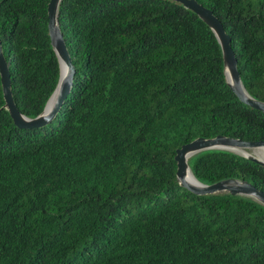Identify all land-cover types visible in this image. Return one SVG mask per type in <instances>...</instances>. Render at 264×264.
Instances as JSON below:
<instances>
[{"label":"trees","instance_id":"trees-1","mask_svg":"<svg viewBox=\"0 0 264 264\" xmlns=\"http://www.w3.org/2000/svg\"><path fill=\"white\" fill-rule=\"evenodd\" d=\"M198 1L264 100V0ZM48 2L0 0L12 96L29 117L59 78ZM57 23L74 74L52 117L17 125L0 76V264H264V204L176 175V149L196 137L264 139V112L228 84L213 29L174 0H61ZM188 164L202 182L264 190L248 156L209 148Z\"/></svg>","mask_w":264,"mask_h":264},{"label":"water","instance_id":"water-1","mask_svg":"<svg viewBox=\"0 0 264 264\" xmlns=\"http://www.w3.org/2000/svg\"><path fill=\"white\" fill-rule=\"evenodd\" d=\"M183 7L195 12L203 19L215 32L218 41L221 44L226 80L238 97L244 102L264 112V100L251 96L243 86L237 60L230 44V37L225 31L222 23L213 14L212 10L198 0H174ZM61 0H49L48 2V30L52 46L57 54L59 61V78L56 87L48 97L43 110L34 117L22 114L13 99L11 90V78L8 62L4 56L0 43V76L5 100V106L10 116L17 125H35L47 121L59 108L65 94L72 84L74 67L66 47L65 41L57 23L58 7ZM65 69L64 73L62 69ZM227 69L230 72L232 83L227 79ZM264 146V139L242 140L237 137L217 134L213 137H196L178 147L175 151L174 159L176 161V175L180 182L189 190L195 193H214L229 192L231 194H240L250 196L264 204V190L256 187L251 182L239 180L236 178H223L211 183H205L197 179L191 182L185 178L188 164L187 157L198 151L209 148H219L248 156L264 165V156L257 155L256 150ZM194 175V174H193Z\"/></svg>","mask_w":264,"mask_h":264},{"label":"bare ground","instance_id":"bare-ground-1","mask_svg":"<svg viewBox=\"0 0 264 264\" xmlns=\"http://www.w3.org/2000/svg\"><path fill=\"white\" fill-rule=\"evenodd\" d=\"M64 71H65V69L63 68L62 69V72L64 73ZM227 79L232 83L233 81H232V78H231V75H230V72L228 71V69H227ZM258 149H261V148H257L256 149V152H257V154L258 155H260V156H263V152H264V149L263 150H261L260 152H258ZM189 158V156L187 157V159ZM185 178L188 180V181H191V182H195L196 181V179H195V177H194V175H193V173H192V171H191V168H190V166H187V169H186V173H185Z\"/></svg>","mask_w":264,"mask_h":264},{"label":"rangeland","instance_id":"rangeland-1","mask_svg":"<svg viewBox=\"0 0 264 264\" xmlns=\"http://www.w3.org/2000/svg\"><path fill=\"white\" fill-rule=\"evenodd\" d=\"M259 148H261V149H258V152H260L261 150H263L264 149V146L262 147H259ZM256 150V149H255ZM257 153V152H256ZM263 154V156H264V152L262 153ZM258 155V154H257Z\"/></svg>","mask_w":264,"mask_h":264}]
</instances>
